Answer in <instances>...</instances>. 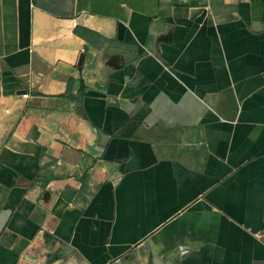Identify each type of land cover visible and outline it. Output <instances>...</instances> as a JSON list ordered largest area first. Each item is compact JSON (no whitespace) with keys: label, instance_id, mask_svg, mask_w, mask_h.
<instances>
[{"label":"crops","instance_id":"0c3cea01","mask_svg":"<svg viewBox=\"0 0 264 264\" xmlns=\"http://www.w3.org/2000/svg\"><path fill=\"white\" fill-rule=\"evenodd\" d=\"M0 264H264V0H0Z\"/></svg>","mask_w":264,"mask_h":264},{"label":"water","instance_id":"95a60500","mask_svg":"<svg viewBox=\"0 0 264 264\" xmlns=\"http://www.w3.org/2000/svg\"><path fill=\"white\" fill-rule=\"evenodd\" d=\"M81 60H82V58H80V63H81ZM25 93H27V91H22V94H25Z\"/></svg>","mask_w":264,"mask_h":264},{"label":"built area","instance_id":"2783aa9c","mask_svg":"<svg viewBox=\"0 0 264 264\" xmlns=\"http://www.w3.org/2000/svg\"><path fill=\"white\" fill-rule=\"evenodd\" d=\"M23 96H28V93L23 94Z\"/></svg>","mask_w":264,"mask_h":264}]
</instances>
